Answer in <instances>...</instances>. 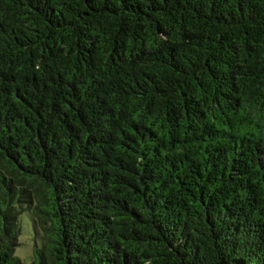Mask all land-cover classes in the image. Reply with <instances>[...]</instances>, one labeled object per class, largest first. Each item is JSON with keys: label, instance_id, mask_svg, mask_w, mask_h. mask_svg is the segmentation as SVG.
<instances>
[{"label": "trees", "instance_id": "16d2710c", "mask_svg": "<svg viewBox=\"0 0 264 264\" xmlns=\"http://www.w3.org/2000/svg\"><path fill=\"white\" fill-rule=\"evenodd\" d=\"M264 264V0H0V264Z\"/></svg>", "mask_w": 264, "mask_h": 264}, {"label": "rangeland", "instance_id": "374dc122", "mask_svg": "<svg viewBox=\"0 0 264 264\" xmlns=\"http://www.w3.org/2000/svg\"><path fill=\"white\" fill-rule=\"evenodd\" d=\"M20 234L18 236V246L14 254L24 264H30L34 261V249L40 248L41 239L35 235L32 225V219L28 212H23L19 217Z\"/></svg>", "mask_w": 264, "mask_h": 264}]
</instances>
